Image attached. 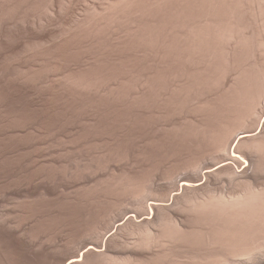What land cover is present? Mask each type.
I'll return each mask as SVG.
<instances>
[{"label":"bare ground","instance_id":"bare-ground-1","mask_svg":"<svg viewBox=\"0 0 264 264\" xmlns=\"http://www.w3.org/2000/svg\"><path fill=\"white\" fill-rule=\"evenodd\" d=\"M105 2L53 52L87 144L0 159V206L33 199L0 264H264V0Z\"/></svg>","mask_w":264,"mask_h":264},{"label":"rangeland","instance_id":"rangeland-1","mask_svg":"<svg viewBox=\"0 0 264 264\" xmlns=\"http://www.w3.org/2000/svg\"><path fill=\"white\" fill-rule=\"evenodd\" d=\"M38 1H40V3H38ZM105 1L96 0L95 2V0H62L61 4V0H48V2L46 0H0V159H4L6 157V152L9 148H13L16 145L20 144H47L44 145L43 148L47 147L46 149H48L50 152L54 148V150H57L59 147L57 146L58 144H87L86 138L81 137V135L80 137L76 136L74 130L71 127L65 126L58 121V118L61 117V115L67 114L72 109L78 110V108H80L79 104H82L83 102L84 97H79L78 95L69 97L67 95L64 88V82L67 83V78L71 74L78 73L80 71L79 69L84 65L85 60L77 61V56L74 58L76 62L73 61L69 63L56 56L53 52H56L59 47L64 45V41L62 40H65L69 36H71V34L76 31V26L78 24H83V22L80 23L81 21L89 18L86 17L85 19V15L88 12H93L92 8L94 9V11H96L95 9H97V12H99L101 8H103L102 6H107L110 4ZM32 3L35 4L33 5ZM65 3H67V5ZM47 4L48 6H46ZM49 6L52 9H50ZM45 7H48L49 12H47V9ZM79 10L81 11L82 15ZM102 11L106 10L103 8L101 12ZM50 12L51 14H49ZM77 12L79 14H77ZM101 12L99 13L101 14ZM103 13L105 12H102V14ZM90 15L87 14L86 16ZM76 19L77 23H75ZM73 20L75 21L74 23ZM31 22L33 23V25ZM70 24L73 26V29H75L74 27H76L75 31H73ZM37 25L40 26V30L39 26ZM69 30L71 32H69ZM63 31L65 33H63ZM42 33H45L47 37H45L42 41L30 37L37 36L38 34ZM60 33L62 34V38L60 36ZM67 34L70 35L66 36ZM63 35L65 38L63 37ZM49 38H51V40ZM39 41L42 42V47L39 45L41 48L38 46V44H40ZM58 45L59 47H57ZM33 47H37L38 49L36 48V50H34ZM47 48L50 50L48 51ZM88 49V51H93L90 48ZM63 62L66 64H64ZM61 63L63 65H61ZM72 66L74 67V69ZM55 67L56 69L55 71H53ZM48 69L51 70V73ZM64 78L66 81L63 80ZM37 82H39V84ZM22 100L26 104H24ZM20 113L22 114V116ZM52 144L54 145V148L51 146ZM54 153L51 152V155H48L46 150L43 160L50 161L54 158H58V152ZM62 154L63 153L61 152L60 155ZM51 156L56 157L50 158ZM78 186L79 185H77V188ZM8 187L10 190L15 189L14 186H11V184ZM23 194L24 193L19 191V193L15 196H7L6 201L0 206V212L2 213L3 219H13L12 221H14L12 224H10L11 227H7V229L6 227H0V259L10 260L18 256L22 257L29 254L28 249L21 243L20 239L15 235L13 236L12 231H10L11 229L13 230V228L16 227L21 221L20 219L23 218L24 208L26 210L31 205H33V199H31L30 201V198H27L26 195ZM24 197L27 200H25ZM3 204L5 205L3 206ZM1 209H4L5 211H1ZM28 263L35 264V262Z\"/></svg>","mask_w":264,"mask_h":264}]
</instances>
